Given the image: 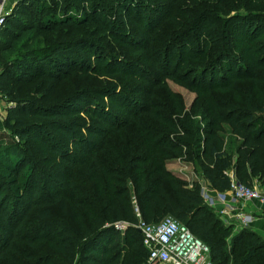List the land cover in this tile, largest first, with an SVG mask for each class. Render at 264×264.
<instances>
[{
  "label": "trees",
  "instance_id": "trees-1",
  "mask_svg": "<svg viewBox=\"0 0 264 264\" xmlns=\"http://www.w3.org/2000/svg\"><path fill=\"white\" fill-rule=\"evenodd\" d=\"M0 69L14 103L0 126L19 138L0 147V264H144L136 208L187 225L214 264H264V236L235 232L169 168L219 191L233 168L264 181V0H20ZM168 80L196 93L190 107Z\"/></svg>",
  "mask_w": 264,
  "mask_h": 264
},
{
  "label": "built area",
  "instance_id": "built-area-1",
  "mask_svg": "<svg viewBox=\"0 0 264 264\" xmlns=\"http://www.w3.org/2000/svg\"><path fill=\"white\" fill-rule=\"evenodd\" d=\"M10 1L0 0V33L13 13L14 5L11 6ZM229 193L237 200L264 203L263 190L242 183L236 176L231 177L230 187L226 191L212 192L207 187H202L203 198L210 207L215 208L222 216L235 218L241 226H248L255 215L245 212L231 215L228 212ZM136 212L139 221L133 226L143 234L144 246L149 251L144 264H214L209 245L198 238L187 225L173 216H166L159 223L149 224L143 221L138 208ZM129 226L131 225L127 222L115 223L119 231H126Z\"/></svg>",
  "mask_w": 264,
  "mask_h": 264
},
{
  "label": "rangeland",
  "instance_id": "rangeland-1",
  "mask_svg": "<svg viewBox=\"0 0 264 264\" xmlns=\"http://www.w3.org/2000/svg\"><path fill=\"white\" fill-rule=\"evenodd\" d=\"M20 0H14L13 2L10 1V5H14V7H16L17 3L19 2ZM14 3V4H12ZM155 3V2H154ZM29 7V6H28ZM26 8H23V10H25ZM33 9V7H29V9H27L26 11V14L24 15L25 18H28V13L29 11H31ZM120 21L121 18H120ZM127 21L128 23H122L123 26L125 27V30L128 31V32H131V31H138L139 30H134L135 27H139V25L135 22H133V20L131 18H128L127 17ZM122 30H119V32H121ZM109 45H112L114 47H117L119 44L118 42H114L113 39L109 40ZM59 54V52H58ZM57 54V55H58ZM120 56H125V55H121V53H119ZM32 61H34L35 64H38L39 61H40V58L38 57H34L32 59ZM91 61L94 63V64H97V60L95 59V57H92L91 58ZM2 72V69H0V74ZM87 78H85L86 80ZM104 78H102L103 80ZM100 80V79H99ZM105 80V79H104ZM168 84L169 86L177 93L181 94L184 98V101L187 105V107H190L192 102L194 101V99L196 98V93L195 92H192L190 91L189 89H187L186 87L180 85V84H177L175 83L174 81L172 80H168ZM96 85H98V83L96 82ZM105 101L107 104H109L112 100L111 98L109 97H106L105 98ZM14 103L10 102V100L7 98L6 95L0 93V121H4L5 118H6V115H7V110L10 106H12ZM121 110V108H119V111ZM84 114V113H82ZM84 117H86V121H89V118L88 116H86V114L83 115ZM227 137V140L230 141V146L232 145L231 144V139H230V135H226ZM19 140L18 136H14L13 133L11 132L10 129L6 128L5 126H0V147L1 146H6V145H9L10 143L14 144V143H17ZM235 144V143H233ZM1 158V157H0ZM0 162H1V159H0ZM183 164V165H182ZM169 167H173V169H175L176 173H178V175L180 176H190V177H193L191 178L189 181H192L193 179L195 180V176H192L191 174V170L189 169H192L193 165L188 167V164H186L185 162H182L181 164L179 162H176L174 164H170ZM193 171V170H192ZM195 175V174H194ZM6 188L3 190V194L6 192ZM244 227H249V226H241L239 223H235V226H234V231L238 232L240 231L242 228ZM121 237L124 238V236L126 235L125 231H121Z\"/></svg>",
  "mask_w": 264,
  "mask_h": 264
},
{
  "label": "crops",
  "instance_id": "crops-1",
  "mask_svg": "<svg viewBox=\"0 0 264 264\" xmlns=\"http://www.w3.org/2000/svg\"><path fill=\"white\" fill-rule=\"evenodd\" d=\"M13 1L14 0H11V2H13ZM230 139L233 140V141L235 140L233 136H230ZM229 142L230 141H228V143ZM235 144H233L231 146H228V149L229 150H234L233 147L235 146ZM179 163L181 164L182 162L180 161ZM190 166H192V165L188 164V167H190ZM169 168L175 171V169H173V167H169ZM189 170H191L192 176H195V178H196L195 180H199L201 182L202 187H207V189L211 190L212 192H216L217 191L212 186V184L209 182L208 179H206L203 176L201 178L199 176H197V174L195 173L193 167H192V169H189ZM230 174H231V177L232 176L233 177L236 176L235 175L234 168L232 169V171H231ZM183 177H185V176H183ZM185 178L188 179V180H190L193 177L187 176ZM195 180L193 179L192 181H195ZM253 185L256 186V187H258L259 189L263 190V192H264V181H262V180H256ZM228 198H229V202H228V212L231 215L238 214L239 212H245L247 214H254L255 215V219L248 226L249 227H252L258 233H260L261 235L264 236V203H260V202H258L256 200H248V201L237 200V199H235V198H233L231 196V193H229ZM224 217H225V219H229L230 218V220H232V222H233L234 225H235V223H237L236 222V219L235 218L232 219L231 216H224Z\"/></svg>",
  "mask_w": 264,
  "mask_h": 264
}]
</instances>
